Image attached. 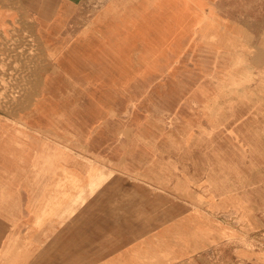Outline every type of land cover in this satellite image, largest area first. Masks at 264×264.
<instances>
[{"label": "rangeland", "instance_id": "rangeland-1", "mask_svg": "<svg viewBox=\"0 0 264 264\" xmlns=\"http://www.w3.org/2000/svg\"><path fill=\"white\" fill-rule=\"evenodd\" d=\"M115 1L116 66L85 55L73 68L67 53L58 67L19 0H0V127L33 108L42 78L62 103L33 156L0 161V264H264V0L92 7ZM151 24L179 36L142 43Z\"/></svg>", "mask_w": 264, "mask_h": 264}, {"label": "crops", "instance_id": "crops-1", "mask_svg": "<svg viewBox=\"0 0 264 264\" xmlns=\"http://www.w3.org/2000/svg\"><path fill=\"white\" fill-rule=\"evenodd\" d=\"M40 1L19 0L22 8L21 12L25 14L28 20L27 22L33 23L34 29L38 33L41 42H43L47 53L55 59L58 67L60 63L61 66L63 65V57L60 58V55L67 53L65 56L68 59L67 63L71 64L74 68V47L78 45L80 51L87 46L89 40L92 43L94 41L98 42V40H114V50L110 53L103 54L99 52V47L95 44V48L93 46L90 47V50H93L91 52L92 55L89 52V47H87V52L83 53L80 51L78 53V59L81 58L84 64H86L85 55H99L101 59L98 63L105 65L104 61L111 60L112 62L114 61V65L116 64L118 54L116 48L117 40H123V7L120 1H115L119 5H116V3L109 5L107 2L100 8L92 7V0H49L51 2L50 4L47 0ZM46 6H51L52 9L50 7L48 9ZM207 6V12L211 11L208 3ZM54 11L55 13H53ZM49 12L52 13L50 14ZM19 17H21V13H18L16 20ZM92 60L94 61V59ZM71 71L73 72L74 69H71ZM114 71L116 72V67ZM47 81L48 90L46 91L45 100H40L39 105L33 106L31 110L26 111L23 115L21 114L22 116L20 118L16 117V120L13 118L16 122H4V127H0V161L4 165H21L20 163L27 161L28 156H33L30 151L39 148L36 142L38 138L34 136L35 133H41L42 131L54 133L58 131V125L61 123L58 115L62 103L60 102L61 105H58L59 101L52 102L48 99L49 90L52 87L49 78ZM74 124V121H67V125L72 126L68 130L74 132ZM22 131L25 133L24 137L20 133ZM97 140L99 142L93 144L92 149L102 151L101 139ZM4 143L6 146H4ZM36 171L41 172L44 170ZM46 171L53 172L54 170L49 169Z\"/></svg>", "mask_w": 264, "mask_h": 264}, {"label": "bare ground", "instance_id": "bare-ground-1", "mask_svg": "<svg viewBox=\"0 0 264 264\" xmlns=\"http://www.w3.org/2000/svg\"><path fill=\"white\" fill-rule=\"evenodd\" d=\"M42 1V0H41ZM40 1V2H41ZM47 1H49V0H47ZM51 1V0H50ZM49 1V4L51 3ZM61 1V0H60ZM59 1V2H60ZM73 1V0H72ZM45 2V1H44ZM43 2V3H44ZM46 4V3H45ZM47 5V4H46ZM52 5V4H51ZM58 6H60V5H58ZM65 6V5H64ZM47 7V6H46ZM50 7V9H52L51 8V6H49ZM49 7H47L48 9H49ZM67 7V6H66ZM38 10V9H37ZM44 10V9H43ZM56 10V9H55ZM68 10V9H67ZM58 11V10H57ZM71 11V10H70ZM74 11H75V9H74ZM62 12V11H61ZM50 14L52 13V12H49ZM53 13H55V11L53 12ZM59 13V12H58ZM49 14V15H50ZM4 15V11L3 10H1L0 9V17H2ZM63 15V14H62ZM67 15V14H66ZM43 20V19H42ZM50 20V19H49ZM50 23V22H49ZM0 25H1V23H0ZM49 25V24H48ZM166 26H159V25H156V24H151V25H149V28L148 29H146V30H144V31H141L140 33H138V36L139 37H141V42L142 43H144V42H147L148 40H170L171 38H175L178 34H173V33H171V32H169V31H166V30H164V29H166L165 28ZM46 28H47V26H46ZM170 28H176V27H170ZM157 30H159L160 31V33L158 34V33H156L157 32ZM46 32V31H45ZM4 34V33H3ZM179 36V35H178ZM49 38V37H48ZM69 38V37H68ZM146 40V41H145ZM15 41H16V39H15ZM144 41V42H143ZM141 43V44H142ZM95 44L101 49V50H104V47H103V40H98V42L97 41H94V43H92L91 42V40H89L88 41V43H87V46H85V48H82V50H80V51H82L83 53L84 52H87V50H86V48L87 47H89V52H90V54L92 55V51L93 50H90V47L91 46H93L94 48H95ZM145 44H148V45H151L150 44V41L148 42V43H145ZM5 46V45H4ZM25 48V47H24ZM93 48V49H94ZM79 51V46L78 45H76L75 47H74V60H75V66L77 65L76 63H77V59H78V53L80 52ZM11 52V51H10ZM136 56V55H135ZM137 57V56H136ZM60 66H61V63L59 64ZM99 66V65H98ZM77 67V66H76ZM14 69V68H13ZM27 72V71H26ZM86 72V71H85ZM5 75V74H4ZM67 76V75H66ZM18 77H20V74L18 75ZM5 78V77H4ZM14 74L12 75V85H13V83H14ZM51 80V79H50ZM19 80H17L16 81V83L18 82ZM67 81V80H66ZM210 81V80H209ZM1 82V81H0ZM80 82V81H79ZM214 82V81H213ZM212 82V83H213ZM87 83V82H86ZM70 84V83H69ZM68 84V85H69ZM73 84V83H72ZM15 85V84H14ZM48 81H47V79L46 78H42V89H41V93L38 95V97L36 98V101H35V104L33 103L32 105L33 106H36V105H39L40 104V100H43L44 98H45V96H46V91L48 90ZM70 86V85H69ZM68 86V87H69ZM74 86V85H73ZM76 88V87H75ZM9 89V88H8ZM16 90V88H14V90H13V92H10V95H12V98H14L17 94L14 92ZM74 91V90H73ZM82 94V93H81ZM73 95V94H72ZM75 95V94H74ZM60 96H62V95H60ZM79 96V95H78ZM18 99V98H17ZM40 99V100H39ZM64 99V98H63ZM45 100V99H44ZM76 101V100H75ZM82 102V101H81ZM129 102H127V104H128ZM74 104H76V103H74ZM77 104H78V102H77ZM58 105H61V103L59 102L58 103ZM126 108V107H125ZM127 109V108H126ZM138 109V108H137ZM6 118V117H5ZM20 118V117H19ZM143 119V118H142ZM6 125V124H5ZM3 126V125H2ZM18 126V125H17ZM4 127V126H3ZM2 127V128H3ZM8 128V127H7ZM6 128V129H7ZM20 128V127H19ZM24 128V127H23ZM102 128V127H101ZM24 130H25V128H24ZM194 131V130H193ZM13 132V131H12ZM11 132V133H12ZM27 132V131H26ZM30 133V132H29ZM31 134V133H30ZM34 134V133H33ZM32 134V135H33ZM44 134V133H43ZM0 135H1V133H0ZM10 135V134H9ZM47 135V134H46ZM48 136V135H47ZM40 138V137H39ZM5 140V139H4ZM109 140V139H108ZM115 140V139H114ZM7 141V140H6ZM27 141V140H26ZM118 141V140H117ZM190 141V140H189ZM67 142V141H66ZM132 142H133V140H132ZM137 142V141H136ZM139 142V141H138ZM117 143V142H116ZM33 144V143H32ZM187 144V143H186ZM193 144V143H192ZM113 145V144H112ZM1 146V145H0ZM3 146V145H2ZM4 146H6L5 145V143H4ZM15 146V145H14ZM194 146V145H193ZM16 148V147H15ZM130 148V147H129ZM156 149V148H155ZM180 149V148H179ZM28 150V149H27ZM26 150V151H27ZM85 154V153H84ZM211 154V153H210ZM209 154V155H210ZM31 155V154H30ZM103 155V154H102ZM129 155V154H128ZM213 155V154H212ZM107 156V155H106ZM107 157H109V155L107 156ZM2 158H4V157H2ZM111 158V157H110ZM191 158V157H190ZM12 159V158H11ZM112 159V158H111ZM113 159L115 160V158L113 157ZM13 161V160H12ZM111 162V161H110ZM20 163V162H19ZM20 164H22V163H20ZM23 165V164H22ZM107 165V164H106ZM168 168V167H167ZM263 169V168H262ZM171 172V171H170ZM109 172H105V171H103V170H99L96 174H93L92 176H91V178H90V180H89V188H91V191L92 192H95V189H97V188H99V187H94V186H96V185H102V183H103V181H105L106 179H107V174H108ZM257 173V172H256ZM215 174V173H214ZM259 174V173H258ZM8 176V175H7ZM16 176V175H15ZM226 176V175H225ZM5 177V176H4ZM11 177V176H10ZM14 177V176H13ZM19 177V176H18ZM16 178V177H15ZM20 178V177H19ZM226 178H227V176H226ZM22 179V178H21ZM255 179V178H254ZM20 180V179H19ZM230 180V179H229ZM12 181V180H11ZM256 181V180H255ZM95 182H97L98 184H95ZM227 182V181H226ZM231 182V181H230ZM20 184V183H19ZM18 184V185H19ZM243 184V183H242ZM2 185V184H1ZM10 185V184H9ZM241 185V184H240ZM3 186V185H2ZM7 186V185H6ZM12 187V186H11ZM19 187V186H18ZM87 187V186H86ZM236 187V186H235ZM5 188V187H4ZM223 188V187H222ZM221 188V189H222ZM241 188V187H240ZM1 189V188H0ZM10 189V188H9ZM125 189H126V187H125ZM225 189V188H224ZM233 189V188H232ZM121 190H123V189H121ZM83 191H84V189H82L81 190V192L79 193V195H78V197H81L82 196V194H83ZM236 191V190H235ZM3 192V191H2ZM225 192V191H224ZM3 194V193H2ZM5 203V202H4ZM16 204V203H15ZM75 205H76V200L74 201L73 200V206H74V208L73 207H71V206H69L68 207V210H67V212H75L77 209L75 208ZM2 206H3V204H2ZM5 206V205H4ZM129 212V211H128ZM11 243V242H10ZM6 248H7V246H6ZM4 258V257H3ZM3 260V259H2Z\"/></svg>", "mask_w": 264, "mask_h": 264}, {"label": "built area", "instance_id": "built-area-1", "mask_svg": "<svg viewBox=\"0 0 264 264\" xmlns=\"http://www.w3.org/2000/svg\"><path fill=\"white\" fill-rule=\"evenodd\" d=\"M14 74H16V76H14V82H15V80L18 78L19 72H16ZM3 100L4 99L0 97V102L3 101Z\"/></svg>", "mask_w": 264, "mask_h": 264}]
</instances>
